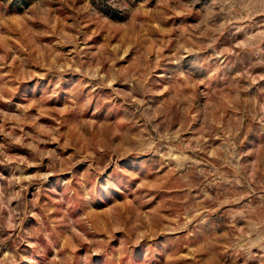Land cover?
I'll return each instance as SVG.
<instances>
[{"label":"rangeland","instance_id":"obj_1","mask_svg":"<svg viewBox=\"0 0 264 264\" xmlns=\"http://www.w3.org/2000/svg\"><path fill=\"white\" fill-rule=\"evenodd\" d=\"M0 264H264V0H0Z\"/></svg>","mask_w":264,"mask_h":264}]
</instances>
